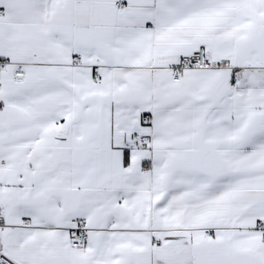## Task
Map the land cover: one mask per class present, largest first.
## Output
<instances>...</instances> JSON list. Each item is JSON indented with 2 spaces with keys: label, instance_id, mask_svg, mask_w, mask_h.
<instances>
[{
  "label": "snow or ice",
  "instance_id": "1",
  "mask_svg": "<svg viewBox=\"0 0 264 264\" xmlns=\"http://www.w3.org/2000/svg\"><path fill=\"white\" fill-rule=\"evenodd\" d=\"M0 264H264V0H0Z\"/></svg>",
  "mask_w": 264,
  "mask_h": 264
}]
</instances>
